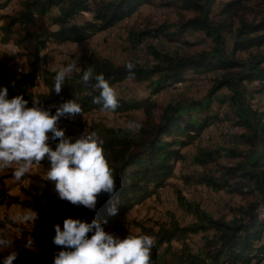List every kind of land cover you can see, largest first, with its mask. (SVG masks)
Here are the masks:
<instances>
[{
    "label": "trees",
    "instance_id": "16d2710c",
    "mask_svg": "<svg viewBox=\"0 0 264 264\" xmlns=\"http://www.w3.org/2000/svg\"><path fill=\"white\" fill-rule=\"evenodd\" d=\"M10 1H0V10ZM156 1L177 11L194 13L177 23L132 29L129 39L140 44L150 37L166 38L181 41L185 47L179 46L177 52L169 54L154 49V42L149 43L155 61L131 62L135 65L134 76L126 68L129 62L118 64L93 52L80 59L78 72L69 74L61 93H55L57 71L40 64L39 54L49 40L83 42L92 34L120 26ZM87 10L93 14L91 17L84 15ZM1 18L0 43L12 41L29 64L19 77L0 84L8 88L9 99L23 95L29 107L38 99L52 114L69 100L82 106L80 116L111 112L93 103L99 90L85 87L81 81L83 72L91 67L95 75L103 73L114 88L119 105L114 112L139 109L143 115L139 122L142 127L135 132L91 124L90 129L99 132L103 141L117 187L113 196L104 192L98 195L94 211L59 199L55 187L36 175L22 178L33 179L28 189L32 199L12 196L10 200L39 212V223L32 233L37 247L27 253L24 264H53V254L60 250L52 244L54 225L63 228L66 218L89 223L97 219L105 228L115 216L156 194L176 176L178 162L186 161L182 149L189 146L193 147L190 161L202 172L200 177L181 178L249 198L245 204L230 207V218L214 217L179 192L180 204L196 216V222L162 225L155 236L152 260L155 264H264V0H17V8L2 13ZM193 35H200L208 47L193 49L198 43L184 39ZM227 35L232 41L229 52ZM217 71L210 91L203 97L165 103L153 99L178 83ZM40 78L46 90L34 91ZM127 79L145 84L148 95L122 96L115 87ZM223 88L232 90V109L224 114L213 107V102L218 103V108L225 105L226 100L217 95ZM221 120H230L241 128L240 137L248 146L245 151L196 145V139L209 125ZM112 207L117 209L114 215L109 212ZM196 236L198 240L192 243Z\"/></svg>",
    "mask_w": 264,
    "mask_h": 264
},
{
    "label": "rangeland",
    "instance_id": "374dc122",
    "mask_svg": "<svg viewBox=\"0 0 264 264\" xmlns=\"http://www.w3.org/2000/svg\"><path fill=\"white\" fill-rule=\"evenodd\" d=\"M16 8L17 0H11L6 7L0 10V25L3 23L1 18L2 13L13 12ZM193 13L190 10L177 11L171 7L162 6L159 1H156L144 6L139 13L134 14L120 26H115L104 33L92 34L83 42L49 40L44 50L46 55L42 58L40 64L51 71H58L60 67L67 66L73 61L78 64L81 58L89 56L93 52L99 56L109 58L118 64L127 62L149 64L155 61L151 48L148 46L152 40L147 43L144 40L140 44H134L129 39L130 30L135 28L143 29L145 27L152 28L163 23H177L192 16ZM34 28L38 29L36 26H32V29ZM200 37V35L184 36V39L198 43L193 49L208 47V43L202 42ZM153 40L154 44L152 47L154 49L169 54L177 52L179 46H186L181 41H173L166 38H153ZM231 48L232 41L227 35L226 51L229 52ZM17 49V46L12 41L0 43V84L19 77L29 69L26 57L19 54ZM238 56L242 57L243 55L238 54ZM216 73L219 72L204 74L201 77L178 83L177 86L168 88L165 92L154 96L153 99L165 103L168 101L175 102L178 99L185 100L203 97L210 91L213 84V75ZM33 90L39 92L46 90L41 78ZM115 90L125 98L148 95L145 84L138 83L132 79H127L123 84L115 87ZM217 95L224 98L226 103L218 108V103L213 102L214 109L220 110L222 114L226 113V111L229 112L232 109L229 104L232 90L223 88ZM142 117L143 115L139 109H133L128 112H90L87 115H77L74 118L62 117L58 122V127L65 129L66 136L71 137L73 142H75L86 129L89 133L95 132L90 129L91 124L96 125L99 123V125L108 127L128 129L129 121L139 123ZM210 125L196 139V145L208 149L227 148L237 151H245L248 148L240 137L241 128L233 126L230 120H221L213 122ZM95 133H97L98 137L100 136L99 132ZM49 135L51 136V133ZM57 143L58 141H49L53 149H55ZM182 152L185 155L186 161L184 163L178 162L176 176L169 179L168 184L160 188L156 194L143 199L127 213L115 216L105 227V231L113 233L121 239L126 238L130 234L136 236L146 234L151 236L155 241V236L162 225L178 222L180 226H185L196 222V216L186 206L180 204L177 195L179 192L187 201L197 203L203 212L211 214L214 217L226 215L227 218H230V207L245 204L249 196L229 193L225 190L216 191L206 184H195L181 178L185 175L200 177L199 173L202 172L190 161L193 147H185L182 149ZM16 167H19V165L14 164L11 168L0 167V231H6L8 238L14 240V246L11 249L0 251V255H6L8 251L19 252L20 254L15 264H24L28 259L27 253L34 251L24 247L26 241L33 238L35 243L32 244V247L36 250L37 240L32 233L36 230L39 220H37L35 225L32 223L16 225L8 220L10 216L33 210L21 203L10 200L12 196H17L20 200L32 199V196L28 193V189L33 179L26 178L15 181L12 172L13 168ZM49 167L50 164L47 160L42 161L41 164H34L30 173L26 175L28 177L36 175L46 180ZM46 181L55 187L54 182ZM30 190L32 189L30 188ZM195 238L197 239V236L193 238L192 243H194Z\"/></svg>",
    "mask_w": 264,
    "mask_h": 264
},
{
    "label": "clouds",
    "instance_id": "9594fccd",
    "mask_svg": "<svg viewBox=\"0 0 264 264\" xmlns=\"http://www.w3.org/2000/svg\"><path fill=\"white\" fill-rule=\"evenodd\" d=\"M40 57H45L42 50ZM126 68L134 76L135 65L129 62ZM78 72L75 61L62 66L54 76L56 94H60L71 73ZM81 81L85 87L99 90L93 98L94 104H102V110L115 111L118 99L114 88L110 86L103 73L95 75L91 67L83 72ZM95 81V83H93ZM83 114V109L75 100H69L56 108L52 114L50 108L34 99L29 107V100L23 95L9 99L7 87H0V167L11 168L12 176L20 181L30 173L34 164H41L47 159L50 164L46 180L55 184L59 199L74 206H83L95 210L98 195L102 192L113 196L116 193V181L109 162L105 157L103 141L97 133L87 129L73 142L67 137L65 129L58 127L59 120ZM142 127L135 121H129V132ZM51 133V136L49 135ZM49 140L58 141L53 149ZM117 209H109L116 214ZM39 219L38 210L8 217L12 224L32 223ZM55 235L52 244L60 250L53 254V264H155L151 258L154 240L149 235L119 236L105 231L101 221L93 219L90 223L81 219L66 218L63 228L54 225ZM89 233L92 235L89 237ZM33 238L26 241L24 247L35 250ZM14 240L8 238L6 231H0V251L11 249ZM19 252L8 251L0 255V264H15Z\"/></svg>",
    "mask_w": 264,
    "mask_h": 264
},
{
    "label": "bare ground",
    "instance_id": "6f19581e",
    "mask_svg": "<svg viewBox=\"0 0 264 264\" xmlns=\"http://www.w3.org/2000/svg\"><path fill=\"white\" fill-rule=\"evenodd\" d=\"M88 14H89V12H88V11L84 12V15H86V16H88V17H90ZM90 14H92V13L90 12ZM92 15H93V14H92ZM148 39H150V41H151V40H152V41H154V40H153V38H151V37H150V38H148ZM152 41H151V42H152ZM210 127H211V125H210Z\"/></svg>",
    "mask_w": 264,
    "mask_h": 264
},
{
    "label": "built area",
    "instance_id": "2783aa9c",
    "mask_svg": "<svg viewBox=\"0 0 264 264\" xmlns=\"http://www.w3.org/2000/svg\"><path fill=\"white\" fill-rule=\"evenodd\" d=\"M88 15H89L90 17L92 16V14H90V13H89ZM149 41H150V39H145V41H144V42H146V43H147V42H149Z\"/></svg>",
    "mask_w": 264,
    "mask_h": 264
}]
</instances>
